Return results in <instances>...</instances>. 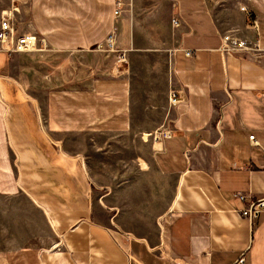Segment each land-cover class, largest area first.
I'll return each instance as SVG.
<instances>
[{
    "label": "crops",
    "instance_id": "0c3cea01",
    "mask_svg": "<svg viewBox=\"0 0 264 264\" xmlns=\"http://www.w3.org/2000/svg\"><path fill=\"white\" fill-rule=\"evenodd\" d=\"M26 1L46 47L0 48V195L25 198L51 236H17L0 264H233L240 254L236 264H264V201L252 221L239 212L264 199V0H136L135 8L164 6V119L147 130H170L160 140L133 129L127 74L101 71L33 94L20 77V55L30 52L81 54L91 70L85 55L101 51L111 30L115 51L126 52L134 29L125 1ZM225 33L257 49L220 52ZM79 135L99 153L96 166L72 150L67 138ZM21 211L14 228L24 226Z\"/></svg>",
    "mask_w": 264,
    "mask_h": 264
},
{
    "label": "rangeland",
    "instance_id": "374dc122",
    "mask_svg": "<svg viewBox=\"0 0 264 264\" xmlns=\"http://www.w3.org/2000/svg\"><path fill=\"white\" fill-rule=\"evenodd\" d=\"M122 13L133 26V43L124 53L116 52L100 47L101 51L86 53L87 61L91 70L82 68L81 54L58 52L49 56H39L34 52L20 55L23 66L19 73L23 82V87L29 93H43L49 87L81 86L82 80L105 71L104 74H127L132 82L131 88V121L132 127L137 132L138 138H147L150 128L159 127L164 119L163 108L166 100V87L169 76V46L163 43V35L166 32V22L162 19L164 6L159 2L153 5H137L131 0H124ZM17 6L19 12L14 15V22L18 31L33 32L32 25L27 16L28 1L26 0H0V12ZM136 10H135V9ZM148 12L155 10L156 14ZM136 11V12H135ZM155 15V19L152 18ZM143 18V19H141ZM120 53V54H119ZM122 61H118V59ZM100 67H99V66ZM39 75L42 81L39 84ZM42 126L44 122L42 121ZM84 136L67 138L72 143V150H78L90 155L96 166L99 153L87 147L89 141ZM94 142H98L104 137H93ZM111 139V138H107ZM146 139V140H147ZM145 140V139H143ZM81 154V153H80ZM122 154V153H121ZM129 154V153H127ZM92 160V159H91ZM112 166V164L110 165ZM97 190V188H95ZM21 208L25 221L20 220L23 227L17 226V210ZM25 214V215H24ZM21 218V217H20ZM19 232V234H18ZM39 238L46 241L51 233L44 220L39 219L38 214L31 210L23 197H7L0 195V255L8 249L16 246L15 239ZM36 236V237H35Z\"/></svg>",
    "mask_w": 264,
    "mask_h": 264
},
{
    "label": "built area",
    "instance_id": "2783aa9c",
    "mask_svg": "<svg viewBox=\"0 0 264 264\" xmlns=\"http://www.w3.org/2000/svg\"><path fill=\"white\" fill-rule=\"evenodd\" d=\"M241 10H245L244 7H240ZM18 7L11 5L10 8L2 10L0 12V48L6 50L7 52H23V51H39L44 50L46 47L45 41L37 36L33 32H20L18 31L16 24L14 22V15L18 13ZM121 12V4L119 1L115 2V11L114 14L118 15ZM177 18L170 19V26H178ZM115 32H111L107 35L104 43L101 46L108 48L109 50L115 51ZM257 46L249 45V41L243 38H237L231 36L227 33L223 34L221 37V44L218 48L220 52H233L240 53L244 51H253L256 50ZM186 56L190 55L189 50H184ZM261 98L264 101V93L261 94ZM174 99L172 98V101ZM150 138L152 140H160L162 138L170 137V130H157L150 133ZM249 139H252L253 136L249 135ZM253 144H258L256 140L252 141ZM264 151V147H262ZM234 196L244 200L248 195L242 191H235ZM264 199L262 197L248 200L244 206L239 209V212L246 219L252 221L261 210L263 206ZM244 255L240 254L236 259L235 263H243Z\"/></svg>",
    "mask_w": 264,
    "mask_h": 264
}]
</instances>
